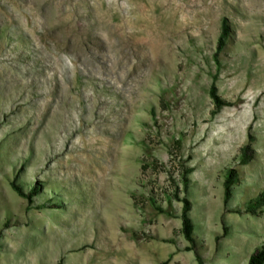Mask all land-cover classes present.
<instances>
[{
  "label": "rangeland",
  "instance_id": "rangeland-1",
  "mask_svg": "<svg viewBox=\"0 0 264 264\" xmlns=\"http://www.w3.org/2000/svg\"><path fill=\"white\" fill-rule=\"evenodd\" d=\"M110 1L0 0V264H198L178 184L204 264H248L264 242V207L246 211L264 189V0H171L152 19L164 51L112 50ZM150 6L120 16L144 33ZM212 85L230 104L215 116Z\"/></svg>",
  "mask_w": 264,
  "mask_h": 264
},
{
  "label": "trees",
  "instance_id": "trees-1",
  "mask_svg": "<svg viewBox=\"0 0 264 264\" xmlns=\"http://www.w3.org/2000/svg\"><path fill=\"white\" fill-rule=\"evenodd\" d=\"M229 29L226 25H223V32L221 33L217 49L218 54L223 51V48L226 44L227 37H228ZM216 54V57L218 56ZM210 95L214 101V110L212 111V115L215 116L223 107L228 106L227 102H225L221 97L217 94V89L215 85H212L210 88ZM254 159V154L251 149L250 145H245L241 148V154L239 157L240 164L247 165ZM192 172V168H185L183 167L181 178H180V185H182V191L186 194L190 188V178L189 174ZM239 183V174L236 169L229 168L225 172V180L223 183L224 187V205L226 206L229 201L233 197L234 186ZM14 190L23 198L27 199L29 203L33 202V198L37 196L38 190L36 187H33L32 190L29 192H25L18 184H12ZM173 197L182 203V211L180 215L181 219V232L184 239L189 243V247L187 248L188 251H195L196 253V260L198 264H204L203 258L198 254L197 242L194 236L195 224L190 216V212L192 209V202L188 199L187 196L180 197L181 189L179 184L175 186ZM264 207V189L261 190L258 195L252 199L247 207V212L252 213L253 215H257V211ZM239 212V211H238ZM227 235V231H224V236ZM219 239V238H218ZM161 264H168L167 262ZM248 264H264V242L263 244L258 247L254 253L250 256L248 260Z\"/></svg>",
  "mask_w": 264,
  "mask_h": 264
},
{
  "label": "bare ground",
  "instance_id": "bare-ground-1",
  "mask_svg": "<svg viewBox=\"0 0 264 264\" xmlns=\"http://www.w3.org/2000/svg\"><path fill=\"white\" fill-rule=\"evenodd\" d=\"M123 1L124 4H122L121 2ZM171 0H161L159 1V3H155L157 2L156 0H138L135 3V6L132 4V0H111L110 1V7L112 9H118L120 11H118V16L117 19H120L117 22L114 21H107L106 19H102L101 23L103 25H108V27H112L113 31L111 32V36L114 38H108V45L109 47L113 50H115L116 47H120V45H122L123 48H119L120 51H125L126 49H128V44L127 42L131 41L130 45H133L134 47L138 48V49H151V50H159L162 47V51L166 50V46L168 44L167 38H162V44H159L156 37H160L162 34L164 36H167L166 34L162 33L159 36H155L154 32L157 29L156 24L154 23V21L152 22L153 19V13L157 14V21H158V16L160 14L164 15L161 10L167 6L169 4ZM154 5V9L152 10L150 8V11H144L146 12L147 15V20H149L148 24L146 25L144 28V33L142 31H140L139 33L137 31L134 30L132 23L128 20V17H126L125 15L123 17L120 16V12L121 10H132L135 9L136 11H140L142 12V9H147V6L150 5ZM204 4V3H202ZM147 5V6H146ZM131 6V7H130ZM199 6V3H197L196 7ZM151 7V6H150ZM153 7V6H152ZM158 7H160V11H158ZM200 7V6H199ZM202 7V6H201ZM208 7V6H207ZM190 8V7H189ZM124 12V11H123ZM135 11L129 12V14L133 13ZM136 13V12H135ZM183 14H189L187 11H183ZM194 13V12H193ZM125 14V13H124ZM171 17L174 19L173 24L176 25V22H178V19H176L177 17L173 16V14L171 15ZM184 29V28H183ZM182 29V30H183ZM130 30V31H129ZM140 30V29H139ZM142 32V33H141ZM249 32V31H248ZM141 36V38H139ZM115 40V41H113ZM247 45V44H246ZM250 45V44H249ZM247 48V47H246ZM132 49V48H131ZM258 49V48H257ZM242 50V49H241ZM250 50V49H249ZM132 51V50H131ZM137 51V50H136ZM240 51V50H239ZM256 54V53H255ZM252 61V60H251ZM253 63V62H252ZM255 63V62H254ZM258 66V65H257ZM7 75V74H6ZM5 75V77H6ZM11 77V76H10ZM8 79V78H7ZM7 82V81H6ZM11 84V82L9 83ZM8 114V113H7ZM264 124V123H263ZM105 182V181H104ZM102 191L104 190V187H102ZM93 208H95L94 206H92ZM97 212V211H96ZM102 213V212H100ZM91 216V215H90ZM74 218L76 219H80L81 218L83 220H87L88 215L87 213H85L84 211H80L77 209V211L75 212V216ZM75 219V220H76ZM78 219V220H79ZM91 220L89 219L88 222H90ZM84 222V221H83ZM86 222V221H85ZM72 224H74L72 222ZM71 225V224H70ZM76 226V225H74ZM73 226V227H74Z\"/></svg>",
  "mask_w": 264,
  "mask_h": 264
}]
</instances>
